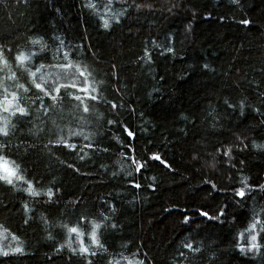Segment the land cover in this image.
Masks as SVG:
<instances>
[{"label": "trees", "instance_id": "trees-1", "mask_svg": "<svg viewBox=\"0 0 264 264\" xmlns=\"http://www.w3.org/2000/svg\"><path fill=\"white\" fill-rule=\"evenodd\" d=\"M108 4L0 0V46L6 53L11 48V67L0 65V109L16 93L12 102L29 112L0 110V125L8 122L0 155L40 193L29 195L27 184L15 178V187L0 181V251L8 252L0 264H264V232L257 236L258 250L244 254L237 247V239L247 244V232L240 233L254 214L264 218V0ZM35 39L41 44H32ZM20 51L36 53L30 70L44 65L36 77L16 64ZM65 53L70 68L50 66L68 63ZM77 66L86 69L85 77ZM13 73L16 78H9ZM42 73L69 74L59 83L80 88L87 80L99 99L61 87L45 114L36 99L43 94L31 84ZM52 83L49 77L46 86ZM69 129L81 134L69 136ZM57 134L77 148L50 144ZM229 148L231 160L222 154ZM133 159L145 167L137 171ZM241 188L244 197L235 195ZM93 221L101 225L100 246L89 235ZM62 225L83 235L77 238ZM81 242L96 254L81 253Z\"/></svg>", "mask_w": 264, "mask_h": 264}, {"label": "snow or ice", "instance_id": "snow-or-ice-1", "mask_svg": "<svg viewBox=\"0 0 264 264\" xmlns=\"http://www.w3.org/2000/svg\"><path fill=\"white\" fill-rule=\"evenodd\" d=\"M112 3V0H109V4L106 5V7H110ZM232 3H238V0H232ZM88 7H92L94 8L95 6L92 4H89ZM137 8L141 7V5L137 4L136 5ZM103 19V18H102ZM118 22V21H117ZM242 24H249L248 20H242L240 21ZM103 26L105 28H107L109 26L108 24V20L103 19ZM31 43L36 45V44H41V41L39 39H35V40H31ZM41 50H43V45H41ZM169 52L172 51L171 48L168 49ZM10 54H11V48L8 49V52L6 53L4 51V46H0V65H3L4 67H11L10 65ZM36 53L35 52H31L30 54H26L23 51L18 52L15 56H14V60L16 62V64L21 68V70L25 71L28 73V75L30 77H36V74L38 72H40V70L42 68H44V65L41 64L39 67H37L35 69V71H32L29 69L28 67V62L30 61L32 56H35ZM147 55V53H146ZM64 59L65 61H69V56L67 53L64 54ZM51 67L54 68H62V69H67L70 68L71 62L69 61L68 63H60V64H52L50 65ZM77 72L79 73V75L81 77H85L86 75V69L85 70H81L79 66H77ZM69 74H65L63 77H61L60 73H42L41 76L39 77V79H32L31 80V84L32 86L37 89V91L39 93H42V96H36V99L40 101V105H41V109L43 110V112L45 114H47L50 109L52 107L55 106L57 100H58V95H54L53 93H57L59 94L60 92V88L61 87H73V88H77L78 91L84 92L86 93V98L87 99H91V100H98L99 97L96 95H91V92H95L96 89L93 87L91 89H88L87 87V80L84 81L85 87L80 88L78 87V85L73 82L71 84H61L59 83L60 79H67ZM49 77L52 78V85L46 86L48 84V79ZM11 79H15L16 78V73H13L11 77H9ZM18 88L22 89L24 92H29L30 88L26 87L25 83H19ZM12 101L16 100L17 94L16 93H12ZM69 96H71L72 99H75L77 101H80L81 104H83V100L81 98V96L79 95H74L73 93H68ZM44 97H48L49 99H51L53 101V105L51 106H45V101H44ZM5 99H7V97H5ZM12 101H9L2 109V111L8 112L11 110V112L13 114H15L16 112H18L21 116H27L29 115L28 110L25 107H21L19 103H13ZM225 103L227 104L228 108H234V105L229 103L227 100L225 101ZM113 109L117 108L116 104H112L111 105ZM244 108V104L241 103V109ZM254 111H258L257 109H253ZM84 112H88L89 108L87 106H84L83 108ZM261 115H264V113H261ZM264 122V121H262ZM114 121L109 119L108 120V124L111 125L113 124ZM124 131L128 134L129 137H133L134 133L132 131H130L127 127L124 128ZM81 133L77 132V131H73L71 129H69V136H79ZM0 135L3 136H7L8 135V122L7 120H5L3 122L2 125H0ZM85 140H88L89 137L87 135L84 136ZM237 139L239 140L240 138L237 137ZM241 144H243V141H240ZM50 144H53L54 146H63L64 148L71 150H75L77 148V145L75 143H72L70 141V139L65 138L62 134H57V137L55 140H50L49 141ZM86 147H91V145H85ZM217 152H220V149H217ZM231 149H227L223 151V155L228 157L229 160H231V155H230ZM151 159L153 160H159L160 163L164 164L165 167H169V165L160 159V157L158 155L153 154L151 157ZM81 159H83V157H81ZM133 163L136 164V168L137 171H139L140 169H142L143 167H145L144 164H142L139 161H136L135 159H133ZM69 167H71V165H69ZM13 178H15V180H20L23 183L27 184V188L24 189L25 192H27L29 195L31 196H38L40 195V193L35 190L33 188V183L31 181L25 180L23 178V176L20 174L19 172V166L16 165L14 162H10L7 160V158L4 155H0V181H3L5 183H7L8 185H12L13 187H15L14 184V180ZM207 182V181H206ZM137 187H139V185H135ZM245 188H249V186L247 184H245L244 186ZM259 187L264 190V184L259 185ZM212 188L215 190L216 189V185L213 184ZM49 200L52 199L54 193L52 191L51 188L48 189V191L45 193ZM245 190L243 188L241 189H236L235 190V195L238 197H244L245 196ZM25 207V211H28V207L27 205L24 206ZM199 214L201 216H206L209 219H217V216H208V214L203 211L200 210ZM219 215L223 216L224 215V210L221 209L219 211ZM105 220L108 219L107 216L104 217ZM183 220L185 223L189 222V217L188 216H184ZM81 222H87L85 217H81ZM45 223H47V221H45ZM92 223V232L89 234L90 238L92 239V243L94 245L100 246L99 245V239L96 235L97 233V229L100 228V224L96 223V222H91ZM257 225H260L259 230H257ZM2 227V226H0ZM62 227L67 228L68 233H75L77 238H79L81 235H83V233L80 232V230L78 229V227H68L67 225H62ZM114 227V226H113ZM247 232V244H241L239 243V239H237V247L238 249L244 253L247 254L249 252H252L253 250H258L260 248V244H258L257 241V236L259 235L260 232H264V218L259 217L258 214H254L253 216V220L249 223L247 229H245L244 231H242L240 233V237H244V233ZM13 240H16L17 238L15 236L12 237ZM184 247H186L187 249H189L190 251L193 252H199L200 249L199 247L194 246L193 243H185ZM73 252H75V249H71ZM14 252L16 253H20L22 251V249L20 247H16L13 249ZM80 252L81 253H85L88 255H95V252H91L89 250L88 247H86L83 242H81V246H80ZM0 255H8V252L6 251H0ZM128 264H133L132 261H129ZM136 264H141V262H136Z\"/></svg>", "mask_w": 264, "mask_h": 264}, {"label": "rangeland", "instance_id": "rangeland-1", "mask_svg": "<svg viewBox=\"0 0 264 264\" xmlns=\"http://www.w3.org/2000/svg\"><path fill=\"white\" fill-rule=\"evenodd\" d=\"M4 239V235H0V240L5 241Z\"/></svg>", "mask_w": 264, "mask_h": 264}]
</instances>
